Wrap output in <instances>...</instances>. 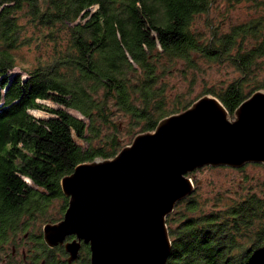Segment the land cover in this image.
<instances>
[{
    "label": "trees",
    "instance_id": "obj_1",
    "mask_svg": "<svg viewBox=\"0 0 264 264\" xmlns=\"http://www.w3.org/2000/svg\"><path fill=\"white\" fill-rule=\"evenodd\" d=\"M211 8L212 0H0V254L54 200L65 202V213L61 181L78 165L119 153L117 137L99 141L102 127H115L110 102L142 134L203 95L215 96L229 114L249 98L244 83L264 57V16L227 32L213 28L206 37L193 23ZM23 10L49 36L59 30L68 37L51 62L27 70L25 77L12 73L22 45ZM196 54L230 63L241 78L189 102L177 96L168 109L165 75L178 61L194 68ZM193 194L167 217L172 240L167 264H264V198L250 196L223 217L197 216L201 206ZM181 205L185 214L176 212ZM28 239L34 245L22 264H67L64 248L47 247L42 233L33 231ZM86 256L81 264H90L88 249Z\"/></svg>",
    "mask_w": 264,
    "mask_h": 264
},
{
    "label": "water",
    "instance_id": "obj_2",
    "mask_svg": "<svg viewBox=\"0 0 264 264\" xmlns=\"http://www.w3.org/2000/svg\"><path fill=\"white\" fill-rule=\"evenodd\" d=\"M248 164L264 165V91L232 114L205 95L137 135L114 158L80 164L64 177L68 207L62 220L44 226L43 241L51 249L63 247L67 264L79 259L83 245L90 264H167V217L193 194L189 175Z\"/></svg>",
    "mask_w": 264,
    "mask_h": 264
},
{
    "label": "rangeland",
    "instance_id": "obj_3",
    "mask_svg": "<svg viewBox=\"0 0 264 264\" xmlns=\"http://www.w3.org/2000/svg\"><path fill=\"white\" fill-rule=\"evenodd\" d=\"M260 16H264V0H212L210 12L195 19L193 30L207 37L210 36L213 28L227 32L234 25L248 23ZM28 19L27 10L19 13L18 21L22 27V45L14 53L17 66L12 72L20 73L24 77L27 70L51 62L57 51L66 47L68 40L64 30L63 33L53 30V36H49L50 30L32 24ZM251 44L250 42L248 45ZM194 60L196 62L194 68H188L186 63L178 61L177 64L170 66L171 71L165 75L163 83L166 86L168 109L174 108L173 103L177 96H181L184 102H189L202 96L211 87L227 86L242 76L228 62L211 63L197 54L194 55ZM246 80L244 83L245 93L249 94L248 97L257 91H264V57L259 60L254 72ZM258 88L260 89L257 90ZM46 104L52 108L58 107L50 102H46ZM137 104L141 105L140 102ZM109 107L111 109L109 118L116 128L114 126L113 128L102 127L99 141L105 142L111 136L117 137L119 148H121L120 152L133 143L135 137L139 135V131L132 125L135 122L129 114L120 110L113 102H110ZM70 112L81 117L74 110ZM32 113L39 118L49 117L45 112L32 111ZM97 142V140L94 141V143ZM189 176L193 178L195 184L193 197L200 202L201 206V210L196 213L197 216L209 213H220L222 216L228 208L239 204L250 196L264 198V166L262 164H248L240 170L205 167ZM64 204L62 199L54 200L44 214L37 212L34 215L31 229L24 231L16 237V240H13L17 250L16 258L13 259L15 264H22L23 250H27L30 255L34 243L28 238L33 231L42 233L46 224L59 222L63 219ZM177 211L185 214V205L178 207ZM240 242L250 244L247 238H241ZM11 253L12 243H9L3 254H0V264H8L11 257L8 256L5 259V255H11ZM86 257V252H83L81 260ZM75 264L81 263L76 262Z\"/></svg>",
    "mask_w": 264,
    "mask_h": 264
},
{
    "label": "flooded vegetation",
    "instance_id": "obj_4",
    "mask_svg": "<svg viewBox=\"0 0 264 264\" xmlns=\"http://www.w3.org/2000/svg\"><path fill=\"white\" fill-rule=\"evenodd\" d=\"M72 239H73V237H72V238H68L67 240H72ZM58 247H60V246H58ZM62 248H63V247H62ZM86 249L89 250V246H88V245H83V246H82V249H81V251H80V257H79V259H78L76 262L81 263L80 260H81L82 253H83V252H86ZM65 253H66V252H65ZM16 255H17L16 245L13 244V245H12V253H11V255H10L11 260L9 261L8 264H15V262L13 261V259L16 258ZM28 256H29V254L27 253V250H23V251H22V257H23L22 260H27V259H28ZM7 257H8V255L6 254V255H5V259H7ZM67 257H68V254L66 253L65 261H66ZM5 259H4V260H5ZM82 260H83V259H82ZM89 261H90V250H89ZM76 262H74L73 264H75Z\"/></svg>",
    "mask_w": 264,
    "mask_h": 264
},
{
    "label": "bare ground",
    "instance_id": "obj_5",
    "mask_svg": "<svg viewBox=\"0 0 264 264\" xmlns=\"http://www.w3.org/2000/svg\"><path fill=\"white\" fill-rule=\"evenodd\" d=\"M39 112V111H38Z\"/></svg>",
    "mask_w": 264,
    "mask_h": 264
}]
</instances>
